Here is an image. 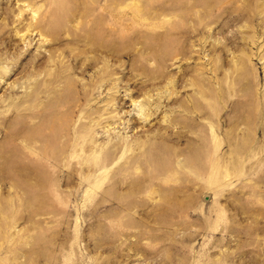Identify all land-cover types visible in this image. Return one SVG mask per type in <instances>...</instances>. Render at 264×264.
<instances>
[{
    "label": "rangeland",
    "instance_id": "rangeland-1",
    "mask_svg": "<svg viewBox=\"0 0 264 264\" xmlns=\"http://www.w3.org/2000/svg\"><path fill=\"white\" fill-rule=\"evenodd\" d=\"M0 264H264V0H0Z\"/></svg>",
    "mask_w": 264,
    "mask_h": 264
}]
</instances>
